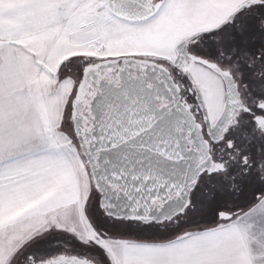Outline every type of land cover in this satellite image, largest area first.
<instances>
[{"label": "snow or ice", "instance_id": "snow-or-ice-1", "mask_svg": "<svg viewBox=\"0 0 264 264\" xmlns=\"http://www.w3.org/2000/svg\"><path fill=\"white\" fill-rule=\"evenodd\" d=\"M0 264H264V0H0Z\"/></svg>", "mask_w": 264, "mask_h": 264}]
</instances>
